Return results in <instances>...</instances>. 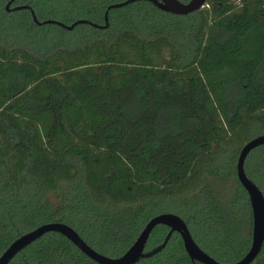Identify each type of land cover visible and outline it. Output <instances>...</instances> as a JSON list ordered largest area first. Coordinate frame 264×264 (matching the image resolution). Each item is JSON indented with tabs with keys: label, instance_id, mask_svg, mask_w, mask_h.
I'll list each match as a JSON object with an SVG mask.
<instances>
[{
	"label": "trees",
	"instance_id": "1",
	"mask_svg": "<svg viewBox=\"0 0 264 264\" xmlns=\"http://www.w3.org/2000/svg\"><path fill=\"white\" fill-rule=\"evenodd\" d=\"M0 0V255L62 222L119 257L146 223L180 216L198 246L231 263L248 251L243 145L264 133V0H207L187 15L139 0L108 26L36 24ZM125 0H14L39 22L105 24ZM188 2L189 0H179ZM244 170L264 195V145ZM168 227L151 231L145 250ZM8 264H98L47 232ZM136 264H201L172 233ZM251 264H264V242Z\"/></svg>",
	"mask_w": 264,
	"mask_h": 264
},
{
	"label": "water",
	"instance_id": "2",
	"mask_svg": "<svg viewBox=\"0 0 264 264\" xmlns=\"http://www.w3.org/2000/svg\"><path fill=\"white\" fill-rule=\"evenodd\" d=\"M139 0H125L120 3H114L107 7L105 12V24L97 25L87 20H77L70 25L63 24L57 20H45L39 22L35 16L34 11L27 5H19L10 7L14 0H9L5 5L6 11L29 9L32 19L36 24H55L62 28L72 30L78 24H89L96 28H106L108 26V11L110 9L118 8L128 3ZM151 2L155 7L161 11L168 12L175 15H187L194 11L201 9L207 0H189L184 3L179 0H146ZM264 145V133L259 134L248 140L240 150L237 164L236 173L239 183L246 191L251 210H252V235L251 244L246 254L239 260L231 263H222L215 260L213 257L203 251L198 244L194 241L187 224L178 215L174 213H161L152 217L144 226L134 243L119 257H109L102 255L92 249L78 233L68 225L62 222L45 223L37 228L26 232L16 238L0 255V264H8L9 261L22 249L34 242L47 232H57L66 237L72 242L82 253L92 259L98 264H136L143 258H149L160 252L172 233L176 232L180 235L185 252L192 261L201 264H251L259 254L264 242V195L257 185L251 181L244 170V163L248 154L255 148ZM157 225H164L168 227L169 231L164 241L157 247L145 250L148 237Z\"/></svg>",
	"mask_w": 264,
	"mask_h": 264
},
{
	"label": "flooded vegetation",
	"instance_id": "3",
	"mask_svg": "<svg viewBox=\"0 0 264 264\" xmlns=\"http://www.w3.org/2000/svg\"><path fill=\"white\" fill-rule=\"evenodd\" d=\"M7 2H8V1H7ZM12 3H13V2H12ZM14 6H16V5H13V4L10 5V7H14Z\"/></svg>",
	"mask_w": 264,
	"mask_h": 264
}]
</instances>
